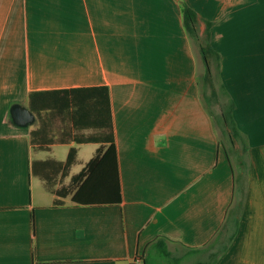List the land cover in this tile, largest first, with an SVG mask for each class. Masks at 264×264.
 Here are the masks:
<instances>
[{"label":"crops","instance_id":"1","mask_svg":"<svg viewBox=\"0 0 264 264\" xmlns=\"http://www.w3.org/2000/svg\"><path fill=\"white\" fill-rule=\"evenodd\" d=\"M182 1L200 30L212 23V77L233 102L222 139ZM95 86L110 98L119 205L72 201L105 146L41 149L34 122L10 113L31 92ZM160 237L185 264H264V0H0V264H144Z\"/></svg>","mask_w":264,"mask_h":264},{"label":"trees","instance_id":"2","mask_svg":"<svg viewBox=\"0 0 264 264\" xmlns=\"http://www.w3.org/2000/svg\"><path fill=\"white\" fill-rule=\"evenodd\" d=\"M183 25L190 38L197 42L205 74L211 77V98H215L220 114L217 118L222 132H231L233 102L222 108V85L214 87L211 62H219V54L210 45L211 22L204 30L198 28L196 12L185 1L181 3ZM217 66V64H216ZM28 108L36 116L37 128L30 133L31 143L41 149L49 145L95 143L105 146L89 161L86 168L73 177L77 190L72 201L82 206H112L121 203V190L117 169V154L113 138L110 98L105 86L80 87L54 91H36L28 96ZM230 130V131H229ZM87 133V134H86ZM76 150L71 148L64 163H55L56 170H65L74 161ZM44 180L51 183L49 176ZM213 244V243H212ZM206 248H188L187 254H195ZM144 264H185L186 256H174L168 248V239L160 237L148 246ZM216 253V252H215ZM211 254L208 262L216 264L218 254Z\"/></svg>","mask_w":264,"mask_h":264},{"label":"rangeland","instance_id":"3","mask_svg":"<svg viewBox=\"0 0 264 264\" xmlns=\"http://www.w3.org/2000/svg\"><path fill=\"white\" fill-rule=\"evenodd\" d=\"M192 39V41L195 43V45H196V47H197V42L194 40V38H191ZM199 71H200V76L205 72V68H204V65H202L201 67H200V69H199ZM215 81V80H214ZM215 83H216V81H215ZM214 83V87H215V84ZM205 98V103L206 104H208V105H210V107H211V110H212V114H213V116H214V120L216 121V130H217V133H218V137H220L221 139L223 138V134H222V127H221V125H218V121H217V118H218V116H219V106H218V104H217V102H216V100H215V98H211V96H210V98H209V100H206V97H204ZM37 125H38V122H37V119H36V117H35V121H34V124L33 125H31V126H36L37 127ZM87 134V133H86ZM223 140H225V137H224V139ZM225 142V144H226V146L228 145L227 144V142L226 141H224ZM87 147H89V148H87L88 150H87V152L88 153H91V149H93L92 147H94V145H86ZM58 151H60L61 152V154L63 153H66L67 151H68V148L67 147H60V148H58V150H55V152H58ZM81 158L82 159H85V157H84V155L83 154H81ZM77 168V167H76ZM188 258H189V256H188ZM187 264H193V263H187Z\"/></svg>","mask_w":264,"mask_h":264},{"label":"water","instance_id":"4","mask_svg":"<svg viewBox=\"0 0 264 264\" xmlns=\"http://www.w3.org/2000/svg\"><path fill=\"white\" fill-rule=\"evenodd\" d=\"M12 120L20 127L26 128L28 125L35 121V115L28 107H24L21 104H14L10 110Z\"/></svg>","mask_w":264,"mask_h":264}]
</instances>
